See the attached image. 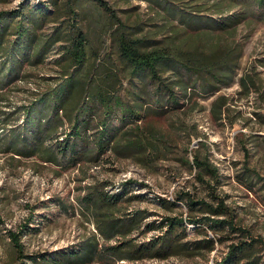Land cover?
Returning a JSON list of instances; mask_svg holds the SVG:
<instances>
[{
    "label": "trees",
    "instance_id": "obj_1",
    "mask_svg": "<svg viewBox=\"0 0 264 264\" xmlns=\"http://www.w3.org/2000/svg\"><path fill=\"white\" fill-rule=\"evenodd\" d=\"M82 1L63 4L54 0L50 11L44 1L29 0L15 11L0 12L1 89L22 78L26 68L47 62L54 49L61 50L56 61L61 67V82L47 85L32 105L26 106L28 129L18 135L21 143L57 136L50 148L41 151L45 161L58 165H77L84 159L96 162L109 150L127 156L157 149L148 136L122 132L123 128L140 125L149 113L164 116L234 85L243 53V44L235 40L238 28L243 23L249 27L252 21H264V0H147L158 6L164 23L156 31L141 34L140 25L122 21L105 0H87L105 11L108 22L102 24L111 28L113 48L99 63V54L93 52L89 31L85 30L94 22L93 12L84 10ZM49 24L53 32L45 31ZM80 66L84 68L79 71ZM125 82L129 85L126 98L119 89ZM252 83L240 80L247 93ZM3 98L0 93V100ZM229 103L222 95L213 100L215 120L227 118ZM258 116L264 120V115ZM65 124L67 132L58 137ZM187 163L196 170L200 185L194 190L183 187L172 198L158 197L161 213L126 211L123 203L140 198L135 193L127 197L135 190L129 187L110 194L98 184L79 200L96 218L103 244L93 235L77 249L33 256L24 253L20 236L12 235L16 261L86 264L98 259L114 264L173 257L207 260L218 246L228 244L227 252L221 258L214 257L213 264H264V238L242 225L236 210L220 193V169L199 151L194 152L193 162ZM263 181L249 168L238 176V182L250 190ZM59 203L62 209L69 208L63 201ZM152 216L158 218L148 220ZM28 230L38 232L39 227Z\"/></svg>",
    "mask_w": 264,
    "mask_h": 264
},
{
    "label": "rangeland",
    "instance_id": "obj_2",
    "mask_svg": "<svg viewBox=\"0 0 264 264\" xmlns=\"http://www.w3.org/2000/svg\"><path fill=\"white\" fill-rule=\"evenodd\" d=\"M40 1H44L50 11L55 7L54 0ZM65 1L58 0V3ZM105 1L122 21L128 25H140L141 34L156 31L164 23L158 6L147 0ZM28 2L0 0V12L15 11ZM82 7L93 12L94 22L85 30L89 31L93 52L99 54V63H102L113 45L109 35L111 28L103 25L108 22L106 13L87 0L82 1ZM53 30L52 24L45 28L48 32ZM235 40L243 44L235 84L222 88L216 96L199 98L198 104H187L164 116L149 113L138 127L125 126L122 132H140L158 146L127 156L109 150L96 162L84 159L77 165L66 162L58 165L45 161L41 151L50 148L57 136L43 138L41 142L32 138L30 142L21 143L18 139V135L28 129L26 106H31L47 85L56 86L61 82V67L56 62L62 55L61 50L54 49L46 58L47 62L30 70L26 68L22 78L0 88L4 97L0 100V264L23 263L16 261L12 235L20 236L24 253L33 256L77 249L93 235L103 244L96 218L79 200L90 187L98 184L110 194L129 187L135 190L127 197L135 193L140 198L123 203L126 211L146 209L161 213L158 197L172 198L183 187L194 190L200 185L195 178L196 170L187 163V160L193 162L195 151L208 156L220 169L223 184L219 191L236 210L242 225L264 238V181L258 182L253 190L238 182V176L245 168L264 179V120L258 116L264 115V21H252L249 27L243 23ZM241 78L254 81L249 84L250 93L243 91ZM128 87L127 82L122 89L118 87L124 98ZM221 95L230 99L231 108L222 122L215 120L211 113L213 100ZM234 119L236 122L231 125ZM67 128V124L62 126L58 137H62ZM61 201L69 206L67 210L62 209ZM155 218L158 217L152 216L148 220ZM31 227H39V231H29ZM191 233L193 236V231ZM152 235L154 232L147 237ZM110 243L115 244L116 239ZM227 245L218 246L207 260L173 257L114 264H213L214 257L221 258L227 252ZM86 264L104 263L95 259Z\"/></svg>",
    "mask_w": 264,
    "mask_h": 264
}]
</instances>
